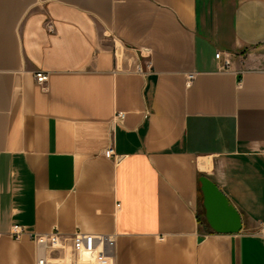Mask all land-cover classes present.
Listing matches in <instances>:
<instances>
[{"label":"crops","instance_id":"1","mask_svg":"<svg viewBox=\"0 0 264 264\" xmlns=\"http://www.w3.org/2000/svg\"><path fill=\"white\" fill-rule=\"evenodd\" d=\"M201 175L239 232L208 226ZM262 222L264 0H0V264L54 227L114 234L112 264H264Z\"/></svg>","mask_w":264,"mask_h":264},{"label":"built area","instance_id":"2","mask_svg":"<svg viewBox=\"0 0 264 264\" xmlns=\"http://www.w3.org/2000/svg\"><path fill=\"white\" fill-rule=\"evenodd\" d=\"M124 46L119 44L114 47V56L117 62L122 60V50ZM141 56L144 57L142 55ZM214 57L220 60L219 69H226L229 66V60L222 56V52L217 51ZM133 70L142 74L150 71V62H145V69L136 61ZM194 77L193 73L187 74V82ZM35 82L44 87L47 80V73L38 70L34 73ZM124 112H116L114 118L122 119ZM107 158H114L112 146L106 148L103 152ZM24 232L22 226L12 225L10 234L14 238ZM258 234L264 236V222L258 228ZM31 240L35 245L34 264H112L115 252V235L106 233H87L78 229L69 235H63L57 228H52L46 233H29ZM161 238V237H160Z\"/></svg>","mask_w":264,"mask_h":264},{"label":"water","instance_id":"3","mask_svg":"<svg viewBox=\"0 0 264 264\" xmlns=\"http://www.w3.org/2000/svg\"><path fill=\"white\" fill-rule=\"evenodd\" d=\"M204 218L216 233H237L241 230V218L237 209L218 186L207 176L198 177Z\"/></svg>","mask_w":264,"mask_h":264}]
</instances>
